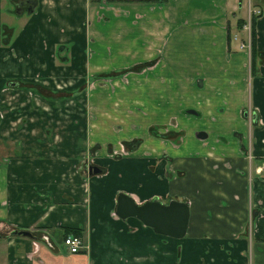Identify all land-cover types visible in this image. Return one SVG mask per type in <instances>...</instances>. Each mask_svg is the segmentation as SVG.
<instances>
[{"label": "crops", "instance_id": "obj_1", "mask_svg": "<svg viewBox=\"0 0 264 264\" xmlns=\"http://www.w3.org/2000/svg\"><path fill=\"white\" fill-rule=\"evenodd\" d=\"M243 1L0 0L6 264H264V12L252 71ZM119 192L187 203L186 236L120 220Z\"/></svg>", "mask_w": 264, "mask_h": 264}, {"label": "water", "instance_id": "obj_2", "mask_svg": "<svg viewBox=\"0 0 264 264\" xmlns=\"http://www.w3.org/2000/svg\"><path fill=\"white\" fill-rule=\"evenodd\" d=\"M20 13V11H18ZM16 84L10 83V87ZM97 167L90 166V175L100 174ZM115 215L120 220L136 219L145 227L152 229L157 235L181 240L186 236L190 218L187 203L172 201L164 205L156 200L137 205L126 194H119L116 199ZM10 237H25L32 239V235L26 231H13Z\"/></svg>", "mask_w": 264, "mask_h": 264}, {"label": "rangeland", "instance_id": "obj_3", "mask_svg": "<svg viewBox=\"0 0 264 264\" xmlns=\"http://www.w3.org/2000/svg\"><path fill=\"white\" fill-rule=\"evenodd\" d=\"M255 1H257V0H244L243 4L245 5V9L241 10L239 13H236V15H235L236 17H234V18H232L231 17L232 15L230 14V19L234 22L235 19L237 20L240 17L245 18V20H247V18H250L251 15L259 16L260 14H263V12H264V5H263L264 0H262L260 2L257 1V4H259V6H258L259 8L256 6ZM244 42H245V40H244ZM243 49L246 50V47ZM107 72H108V70H107ZM109 75H113V77H114L116 75V73L111 72ZM107 83H108V85H107ZM111 85H117V84H113L112 82L99 83V86H98L99 95H104V96L112 95V93H108V92H111V91L113 92V90L116 88H117L116 90L121 89V88L123 89V87H116V86H111ZM106 87H108V89ZM116 107H118V105ZM160 134L166 135L167 133L163 134L160 132ZM128 139H129V141H127V146H126V148L128 150L124 147L125 151H123L122 154H121V152L115 151V152H113V155H115L116 157L117 156L119 157L120 155H126V153H128V151H133L135 148L138 147V145H139V139L138 138H128ZM115 159H117V158H115ZM114 161H116V160H114ZM112 163H114V162H112ZM120 187L121 186H117L116 188H120ZM119 194H124V193L119 192L117 195H119ZM86 236H87V234H86ZM181 252H182V245H180V254H181ZM5 261H6V254H4V250H3L2 246L0 245V264H6Z\"/></svg>", "mask_w": 264, "mask_h": 264}, {"label": "trees", "instance_id": "obj_4", "mask_svg": "<svg viewBox=\"0 0 264 264\" xmlns=\"http://www.w3.org/2000/svg\"><path fill=\"white\" fill-rule=\"evenodd\" d=\"M255 17H256L255 15H251V17H250V65H251V70L252 71H253V67H254V64H255V62H254L255 21H256ZM244 25H245V22L240 21L237 24V27H236L237 30H242ZM230 39H231L230 38V31H229V28H228V30H227V41H228V44H229ZM136 69H140V68H136ZM119 74H123V73H116V75H119ZM105 77H107V78L108 77H113V75H106ZM68 236H75V237H78V238H82L83 237V231L81 229H74V230L73 229H65L64 238L68 237Z\"/></svg>", "mask_w": 264, "mask_h": 264}, {"label": "built area", "instance_id": "obj_5", "mask_svg": "<svg viewBox=\"0 0 264 264\" xmlns=\"http://www.w3.org/2000/svg\"><path fill=\"white\" fill-rule=\"evenodd\" d=\"M249 160H250V157H249ZM255 172L257 175L262 176L264 173V163H262L256 169ZM62 244L70 255H79L85 249L83 240L75 236H68V237L63 238Z\"/></svg>", "mask_w": 264, "mask_h": 264}, {"label": "flooded vegetation", "instance_id": "obj_6", "mask_svg": "<svg viewBox=\"0 0 264 264\" xmlns=\"http://www.w3.org/2000/svg\"><path fill=\"white\" fill-rule=\"evenodd\" d=\"M246 157H247V159H249V157H250V159H251L250 161L252 162V158H253V157H252L249 153H248V155H246ZM253 159H254V158H253ZM258 163H259V165H258V167H259L262 163H264V159H262V160L259 161ZM258 167H257V168H258ZM255 171H256V170H255ZM153 201H154V200H153ZM158 202H159V201H158Z\"/></svg>", "mask_w": 264, "mask_h": 264}]
</instances>
